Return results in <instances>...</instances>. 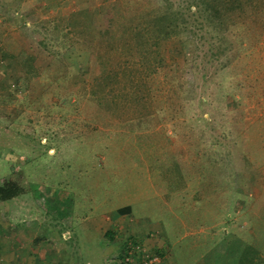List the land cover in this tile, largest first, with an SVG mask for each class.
<instances>
[{
    "label": "rangeland",
    "instance_id": "1",
    "mask_svg": "<svg viewBox=\"0 0 264 264\" xmlns=\"http://www.w3.org/2000/svg\"><path fill=\"white\" fill-rule=\"evenodd\" d=\"M194 1L0 0V184L25 188L0 201V246L60 264H122L130 241L133 264L264 256V0H228L220 31ZM168 7L193 24L160 49L181 70L146 72L129 21Z\"/></svg>",
    "mask_w": 264,
    "mask_h": 264
},
{
    "label": "trees",
    "instance_id": "2",
    "mask_svg": "<svg viewBox=\"0 0 264 264\" xmlns=\"http://www.w3.org/2000/svg\"><path fill=\"white\" fill-rule=\"evenodd\" d=\"M239 1L240 0H238V2ZM192 4L196 6V11L193 13V15H200L204 19L205 25H208L209 28L215 31H220L223 30L224 27H227L230 11L231 9H235V7L231 9L225 8L228 4V0H196ZM98 7L97 9H99ZM117 12L120 13L119 9ZM112 16L113 14L111 12L104 15L105 28L104 31L99 30L100 33L103 32V34L109 35L110 32L108 29L111 26V22L113 21ZM133 20L136 19L133 18ZM131 23L132 20L130 19L128 29H131L132 31L135 49L139 55V63L145 68L146 72L152 71V73H157L161 70L163 72L169 73L172 71V74L176 75V73L181 70V64L178 63L176 69H174V67L168 66L165 57L161 55L160 49L164 46V43L169 40H172L176 37L180 38V36H185L186 34L191 35L190 30L192 31L191 26H193V24L189 16H187L182 9H173L168 7L165 10L158 11L153 17L145 19L139 17L135 23V26H133ZM44 28L45 30L47 28H50L51 30L52 26L48 27L45 25ZM179 40L180 42L183 41L182 38ZM14 58L17 59L16 57ZM111 76L118 78L119 71H115L111 75L99 78L95 83V87L100 88L102 86L103 80L105 78H111ZM137 82L141 83V79H138ZM130 86L131 88L134 87L133 80ZM130 89H125L126 91L124 96L129 95ZM112 91L113 90H110L109 92ZM138 92L140 91H135V94ZM161 114V111H159L157 115ZM24 190L25 188L16 181H4L2 184H0V201H11L23 194ZM129 211V207L119 210L120 213H127ZM133 245H135L134 241H130L128 246L129 250L126 251L125 254L120 255L122 264H133L135 261H137L136 254L138 251L134 250L135 247ZM262 253L263 251L261 248L247 244L239 249V251L234 253H230L228 249L225 250L224 253L218 252V257L215 264H264V256ZM225 256H228L227 258L229 260L223 262V258ZM153 257L155 256L152 255L143 257L140 264H144L148 258ZM156 257H158L160 261V255Z\"/></svg>",
    "mask_w": 264,
    "mask_h": 264
},
{
    "label": "crops",
    "instance_id": "3",
    "mask_svg": "<svg viewBox=\"0 0 264 264\" xmlns=\"http://www.w3.org/2000/svg\"><path fill=\"white\" fill-rule=\"evenodd\" d=\"M31 243V242H29ZM21 246L20 248L14 246H9L8 244H4L0 246V252H2V256H0V264H60L64 263V259H57L55 262V258H51V254H56V248L53 246L52 249L43 250L39 246ZM3 244V243H2ZM20 244L19 242L13 243V245ZM63 251V250H61ZM64 251L61 253L63 254ZM1 255V254H0ZM58 258V256H57Z\"/></svg>",
    "mask_w": 264,
    "mask_h": 264
},
{
    "label": "built area",
    "instance_id": "4",
    "mask_svg": "<svg viewBox=\"0 0 264 264\" xmlns=\"http://www.w3.org/2000/svg\"><path fill=\"white\" fill-rule=\"evenodd\" d=\"M159 262V258L155 256L153 258H148L147 261L144 262V264H157Z\"/></svg>",
    "mask_w": 264,
    "mask_h": 264
}]
</instances>
